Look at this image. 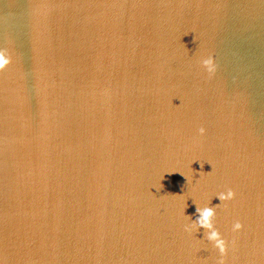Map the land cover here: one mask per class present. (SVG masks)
Returning <instances> with one entry per match:
<instances>
[{
	"label": "water",
	"instance_id": "95a60500",
	"mask_svg": "<svg viewBox=\"0 0 264 264\" xmlns=\"http://www.w3.org/2000/svg\"><path fill=\"white\" fill-rule=\"evenodd\" d=\"M0 48L3 264H218L205 203L264 264V0H0Z\"/></svg>",
	"mask_w": 264,
	"mask_h": 264
},
{
	"label": "clouds",
	"instance_id": "9594fccd",
	"mask_svg": "<svg viewBox=\"0 0 264 264\" xmlns=\"http://www.w3.org/2000/svg\"><path fill=\"white\" fill-rule=\"evenodd\" d=\"M13 61V55L9 48H0V70L6 68ZM199 64L206 70L209 77L215 73L217 65L215 63L214 57L208 54H201L199 57ZM205 128L203 126L198 128V133L203 135L205 133ZM221 201L226 202L232 200L236 193L234 189L228 188L226 191L219 192L217 194ZM197 211L199 216L187 223L185 229L188 232H195L198 228L203 227L205 231L206 240L211 243L213 249L217 250L219 253L218 264H225V256L229 249V242L226 237L221 233V231L216 227V208L208 206L205 203L203 206H198ZM244 227L240 219H235L231 225V230L235 233ZM0 264H3L0 261Z\"/></svg>",
	"mask_w": 264,
	"mask_h": 264
}]
</instances>
